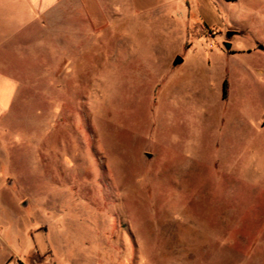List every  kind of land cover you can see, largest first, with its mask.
Listing matches in <instances>:
<instances>
[{
	"label": "rangeland",
	"instance_id": "1",
	"mask_svg": "<svg viewBox=\"0 0 264 264\" xmlns=\"http://www.w3.org/2000/svg\"><path fill=\"white\" fill-rule=\"evenodd\" d=\"M29 30L0 50V264H264V0H60Z\"/></svg>",
	"mask_w": 264,
	"mask_h": 264
},
{
	"label": "crops",
	"instance_id": "2",
	"mask_svg": "<svg viewBox=\"0 0 264 264\" xmlns=\"http://www.w3.org/2000/svg\"><path fill=\"white\" fill-rule=\"evenodd\" d=\"M60 0H0V50L15 42L16 36L28 33L30 25L35 19L45 16ZM225 1V0H224ZM202 17H212L216 11L213 6L203 4ZM0 58V130L5 125H19L16 118L19 114V84L12 75L13 71L2 68ZM16 112V116H15ZM14 113V115H13ZM1 179V177H0ZM1 182V181H0ZM2 186H0V193ZM0 205H2L0 203ZM0 207V257L3 255L4 245L8 246L6 236L2 234L3 219ZM34 241V246H35ZM6 264L13 260L12 256L4 259ZM5 262L1 264H5Z\"/></svg>",
	"mask_w": 264,
	"mask_h": 264
},
{
	"label": "water",
	"instance_id": "3",
	"mask_svg": "<svg viewBox=\"0 0 264 264\" xmlns=\"http://www.w3.org/2000/svg\"><path fill=\"white\" fill-rule=\"evenodd\" d=\"M234 36V32L229 31L227 33V40L224 43V47L227 51H231L232 49V44H231V39ZM261 50H263V47H260ZM181 64H183V59L181 57H176V59L173 62V66L177 67L180 66Z\"/></svg>",
	"mask_w": 264,
	"mask_h": 264
},
{
	"label": "trees",
	"instance_id": "4",
	"mask_svg": "<svg viewBox=\"0 0 264 264\" xmlns=\"http://www.w3.org/2000/svg\"><path fill=\"white\" fill-rule=\"evenodd\" d=\"M234 1H237V0H225V2H234ZM226 88H227V82L225 81L224 82V93H223V95H224V98L226 97V95H227V92H226Z\"/></svg>",
	"mask_w": 264,
	"mask_h": 264
}]
</instances>
